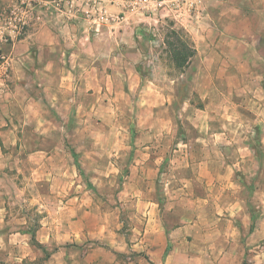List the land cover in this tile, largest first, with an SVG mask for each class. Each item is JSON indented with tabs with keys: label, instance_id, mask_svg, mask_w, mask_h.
<instances>
[{
	"label": "rangeland",
	"instance_id": "1",
	"mask_svg": "<svg viewBox=\"0 0 264 264\" xmlns=\"http://www.w3.org/2000/svg\"><path fill=\"white\" fill-rule=\"evenodd\" d=\"M6 9L1 8L3 16ZM200 12L199 6L167 17L127 14L128 31L108 25L95 31L73 18L85 25L79 28L87 39L76 43L75 72L64 73L68 86L42 92L37 84L48 73H31L37 80L28 86L34 102L18 112L10 111L4 98L12 89L10 69L0 83L5 85L0 94V205L7 209L3 229L8 231L0 234L24 235L30 253L22 260L0 255V264H45L56 255L67 264H132L143 254L144 230L150 232L157 223L177 228L196 219L199 206L193 200L206 189L203 175L216 171L198 163L212 156L231 166L236 157L229 143L206 154L200 144L203 137L208 143V127L214 134L224 128V113L238 111L221 103L223 97L238 99L241 93L232 81L222 86V73L200 69L203 59L196 56L193 30L199 29ZM109 29L116 31V40L115 35L110 40L103 36ZM257 70L264 75V66ZM245 125L252 128L246 137L255 150L246 153L236 192L231 193L230 183L221 206L228 207L231 197L242 201L253 229L264 205L263 130L249 117ZM225 133L231 142V133ZM55 149L60 150L53 153L55 177L38 171L31 176L29 168L15 166L28 159L24 154ZM39 158L31 155L30 164L38 166ZM62 170L64 176H59ZM45 222L53 228L40 230ZM170 248L167 241L164 256Z\"/></svg>",
	"mask_w": 264,
	"mask_h": 264
},
{
	"label": "crops",
	"instance_id": "2",
	"mask_svg": "<svg viewBox=\"0 0 264 264\" xmlns=\"http://www.w3.org/2000/svg\"><path fill=\"white\" fill-rule=\"evenodd\" d=\"M12 1L0 0V9L8 7ZM55 1L63 0H41V3L49 5L47 6L49 8L41 6L37 9L39 16L35 23L23 35L13 39V42L5 44L0 41V49L7 51L12 57V89L4 97L10 111L14 109L18 112L21 107L26 108L34 102L32 91L28 86L31 85V81L37 80H32L31 73H48L45 81L37 82L44 92L50 87L68 86L69 78L64 76V73L75 72L76 43L85 41L87 32H80L79 27H85L83 23L75 22V19L57 12L51 13L50 6ZM200 10L196 23L201 31L196 26L193 28L196 56L203 59L200 69L222 73V86H228L232 81L234 82L232 86L241 92L240 94L237 92L238 99L233 97L235 95H231V100L223 97L221 103L227 105L231 103L238 111L231 113L225 111L222 119L226 124L216 134L209 127L207 128L211 134L206 136L208 143H205L207 140L203 137L200 152L218 153L225 144L229 143L236 157L231 161V166H224L222 161L213 160L212 156L210 160L206 159L207 161L198 163L203 169L215 167L216 171L213 174L209 171L203 175L202 182L206 185V189L201 193V197L193 200V204L199 206L196 219L177 228L166 229L157 223L150 226V232L144 230V234L148 237L144 238L145 242L140 246L143 254L134 258L132 264H243L245 257L246 264H264V205L253 229H251L250 212L239 204L242 201L231 197V204L228 207L221 206L224 202L221 197L230 183L231 193L236 192L234 184H237V172L240 171V167H247L246 153L255 150L250 146L247 138L252 134V128L246 129L245 125L248 117L261 125L263 130L261 149L264 152V75L256 73L257 66H264V52L261 50L264 44V0H202ZM108 26H119L126 31L130 29L128 20L111 23ZM115 33L116 31L112 32L109 29L103 36L110 40L115 35L113 39L116 40ZM242 111L245 116L241 115ZM227 125L232 127L229 129ZM227 130L231 133V142L227 141L225 133ZM213 136L219 139L222 145H216ZM37 151L33 154H24L28 159L20 163L15 162L16 168L18 170L29 168L30 173L28 171L27 173L31 176H34L33 172L38 171V175L43 173L48 178L55 177L53 165L57 167V161H54L56 155L53 153L59 154L60 150H50V154ZM31 155L40 157L37 160L38 166L30 164L33 160ZM205 157L206 155L203 159ZM228 169H231V181ZM63 171L58 175L64 176ZM261 201L264 203V200ZM6 214L7 209L2 203L0 231L4 233L8 232L3 229ZM43 225L45 226L40 230L48 231L54 224L45 222ZM10 237L8 234H0V245L3 243L0 247V255L8 253L14 259H26V251L29 249L26 237L19 233L17 236L11 234ZM38 238L42 239L43 235L40 234ZM47 238L49 235L42 241L46 242ZM167 241L171 243V248L164 256ZM12 249L16 251L14 255H11ZM62 258L63 256L56 255V259L52 258L45 264L69 263ZM70 263L75 264V260ZM102 264L106 263L103 261Z\"/></svg>",
	"mask_w": 264,
	"mask_h": 264
},
{
	"label": "built area",
	"instance_id": "3",
	"mask_svg": "<svg viewBox=\"0 0 264 264\" xmlns=\"http://www.w3.org/2000/svg\"><path fill=\"white\" fill-rule=\"evenodd\" d=\"M201 3L202 0H63L52 2L50 7L65 17L81 18L98 31L103 25L127 21V14L167 17L182 10L196 11ZM41 6L49 8L41 0H13L5 16L0 14V41L8 44L23 35L37 20ZM11 64L12 58L0 49V83L8 79ZM0 86L1 94L5 85Z\"/></svg>",
	"mask_w": 264,
	"mask_h": 264
},
{
	"label": "trees",
	"instance_id": "4",
	"mask_svg": "<svg viewBox=\"0 0 264 264\" xmlns=\"http://www.w3.org/2000/svg\"><path fill=\"white\" fill-rule=\"evenodd\" d=\"M0 14H1V9H0ZM194 54H195V52L192 50V51L189 53V56L192 57ZM136 70H137L138 72H140V71H139V68H136Z\"/></svg>",
	"mask_w": 264,
	"mask_h": 264
}]
</instances>
